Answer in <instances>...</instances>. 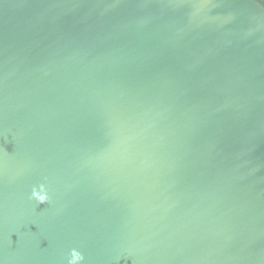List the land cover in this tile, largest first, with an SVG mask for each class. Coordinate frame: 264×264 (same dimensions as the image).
<instances>
[{
  "label": "water",
  "instance_id": "obj_1",
  "mask_svg": "<svg viewBox=\"0 0 264 264\" xmlns=\"http://www.w3.org/2000/svg\"><path fill=\"white\" fill-rule=\"evenodd\" d=\"M0 264H264V1L0 0Z\"/></svg>",
  "mask_w": 264,
  "mask_h": 264
},
{
  "label": "clouds",
  "instance_id": "obj_2",
  "mask_svg": "<svg viewBox=\"0 0 264 264\" xmlns=\"http://www.w3.org/2000/svg\"><path fill=\"white\" fill-rule=\"evenodd\" d=\"M31 199L36 200L40 204L46 203L49 199L46 187L44 185H40L38 189L34 188Z\"/></svg>",
  "mask_w": 264,
  "mask_h": 264
},
{
  "label": "flooded vegetation",
  "instance_id": "obj_3",
  "mask_svg": "<svg viewBox=\"0 0 264 264\" xmlns=\"http://www.w3.org/2000/svg\"><path fill=\"white\" fill-rule=\"evenodd\" d=\"M264 1V0H263Z\"/></svg>",
  "mask_w": 264,
  "mask_h": 264
}]
</instances>
